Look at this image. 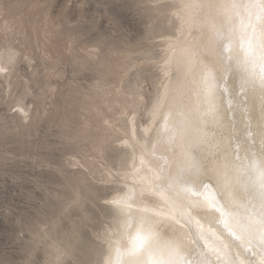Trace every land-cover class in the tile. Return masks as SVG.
Segmentation results:
<instances>
[{
  "label": "rangeland",
  "instance_id": "374dc122",
  "mask_svg": "<svg viewBox=\"0 0 264 264\" xmlns=\"http://www.w3.org/2000/svg\"><path fill=\"white\" fill-rule=\"evenodd\" d=\"M170 3L0 0V56L13 51L10 76L0 71V264H46L69 249L61 264L102 261L114 225L105 201L121 187L105 168L126 164L111 127L126 128L135 107L148 120L177 33ZM76 160H93L95 177Z\"/></svg>",
  "mask_w": 264,
  "mask_h": 264
},
{
  "label": "bare ground",
  "instance_id": "6f19581e",
  "mask_svg": "<svg viewBox=\"0 0 264 264\" xmlns=\"http://www.w3.org/2000/svg\"><path fill=\"white\" fill-rule=\"evenodd\" d=\"M170 1L177 33L148 120L135 107L111 127L126 164L105 168L121 187L105 201L100 264H264V0ZM12 57L0 56L2 77ZM72 164L95 177L93 160Z\"/></svg>",
  "mask_w": 264,
  "mask_h": 264
},
{
  "label": "snow or ice",
  "instance_id": "6c2138e0",
  "mask_svg": "<svg viewBox=\"0 0 264 264\" xmlns=\"http://www.w3.org/2000/svg\"><path fill=\"white\" fill-rule=\"evenodd\" d=\"M0 71H3V69H0Z\"/></svg>",
  "mask_w": 264,
  "mask_h": 264
}]
</instances>
